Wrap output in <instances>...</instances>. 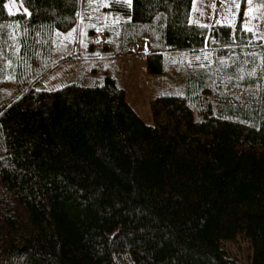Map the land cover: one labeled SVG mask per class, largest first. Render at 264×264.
I'll list each match as a JSON object with an SVG mask.
<instances>
[{
	"label": "trees",
	"instance_id": "trees-1",
	"mask_svg": "<svg viewBox=\"0 0 264 264\" xmlns=\"http://www.w3.org/2000/svg\"><path fill=\"white\" fill-rule=\"evenodd\" d=\"M108 5L118 21L81 23L103 47L42 88L82 0H0V264H264V37L194 0ZM142 38L150 74L202 56L153 123L119 73Z\"/></svg>",
	"mask_w": 264,
	"mask_h": 264
},
{
	"label": "rangeland",
	"instance_id": "rangeland-1",
	"mask_svg": "<svg viewBox=\"0 0 264 264\" xmlns=\"http://www.w3.org/2000/svg\"><path fill=\"white\" fill-rule=\"evenodd\" d=\"M102 3L109 4V0H82L80 24L76 30L73 29L60 38L56 57L58 65L54 66L47 76L40 78L39 87L49 88L79 75L82 70L80 69L82 63L78 60H80V55L86 51V48L82 46L83 43L91 40L97 48L103 47L104 30L97 27L95 33L89 36L84 31V26L81 25V23L87 22L86 24L94 23L99 26L112 24L118 20L114 13L102 7ZM194 5V16L203 23L213 25L232 22L239 15H242L244 26L264 37V0H250V2L249 0H194ZM249 9L251 10L249 11ZM98 41L101 43L98 44ZM147 41V38L138 40L135 44L136 50L139 49L138 46L147 44ZM147 51L148 49L145 48L136 53L124 55L122 59H119L121 66L119 73L122 74L121 81L128 91V99L147 122L153 123L150 99L158 93H163L180 85L186 72L195 64L200 65L202 63V56L198 57L188 53L177 56L170 64L167 73L156 75L146 71L147 53L145 52ZM98 60L87 59V63L96 62L102 68L107 65L102 54L98 56ZM113 63H110V66L115 67ZM115 63L117 66L116 60Z\"/></svg>",
	"mask_w": 264,
	"mask_h": 264
},
{
	"label": "crops",
	"instance_id": "crops-1",
	"mask_svg": "<svg viewBox=\"0 0 264 264\" xmlns=\"http://www.w3.org/2000/svg\"><path fill=\"white\" fill-rule=\"evenodd\" d=\"M108 6H109L108 3H102V7L107 8V10H108ZM109 11H110V10H109ZM194 11H195V5H194ZM110 12H111V11H110ZM112 13H114V12H112ZM114 14L116 15V18L119 20V19H120V15H119L118 13H114ZM118 20H117V21H118ZM113 23H114V22H113ZM102 40H106V36H105V37L103 36V39H102ZM102 40H101V41H102ZM101 41H98L97 43L100 44ZM136 47H137V46H136ZM138 48H139V49H137V50H136V48L134 49V52H135V53H136L137 51H139L140 49L143 50V49H145V48H147L148 51H149V41H147V44H145V45H143V46H141V47L138 46ZM148 51H147V52H148ZM147 52H145V53H147Z\"/></svg>",
	"mask_w": 264,
	"mask_h": 264
},
{
	"label": "snow or ice",
	"instance_id": "snow-or-ice-1",
	"mask_svg": "<svg viewBox=\"0 0 264 264\" xmlns=\"http://www.w3.org/2000/svg\"><path fill=\"white\" fill-rule=\"evenodd\" d=\"M126 2L130 5L131 4V0H126ZM249 2H250V0H249ZM251 9H249V11H250ZM248 31H251V29H247Z\"/></svg>",
	"mask_w": 264,
	"mask_h": 264
}]
</instances>
